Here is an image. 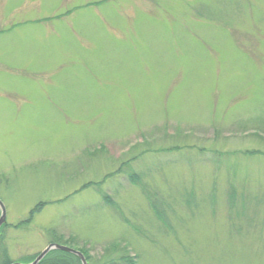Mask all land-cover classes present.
<instances>
[{"label": "rangeland", "instance_id": "obj_1", "mask_svg": "<svg viewBox=\"0 0 264 264\" xmlns=\"http://www.w3.org/2000/svg\"><path fill=\"white\" fill-rule=\"evenodd\" d=\"M0 201L12 261L264 264V0H0Z\"/></svg>", "mask_w": 264, "mask_h": 264}, {"label": "water", "instance_id": "obj_2", "mask_svg": "<svg viewBox=\"0 0 264 264\" xmlns=\"http://www.w3.org/2000/svg\"><path fill=\"white\" fill-rule=\"evenodd\" d=\"M0 208L2 210V215L0 217V227H1L5 221V218H6V210H5V207L1 201H0ZM52 249L63 250V251H67V252H71L73 254H76L77 256H79L81 258L83 264H87V261L81 252H79L78 250H75L73 248H70L68 246L60 245L57 243L50 244L45 250H43L37 256V258L31 264H38L45 257V255ZM12 264H21V263H12Z\"/></svg>", "mask_w": 264, "mask_h": 264}, {"label": "trees", "instance_id": "obj_3", "mask_svg": "<svg viewBox=\"0 0 264 264\" xmlns=\"http://www.w3.org/2000/svg\"><path fill=\"white\" fill-rule=\"evenodd\" d=\"M40 207H41V204L37 205L32 212L38 211L40 209ZM154 209H155V213H156L157 217L165 221V217L162 215V211L160 210L159 206L157 208H154ZM57 241H60V240H57ZM82 252L86 255V259L88 260V262L94 261L96 263V260H91L92 257L89 256L84 250H82ZM56 255L57 256L62 255L63 257L57 258V257H55ZM68 256L72 257V255L69 253H65V252H61V251H53L47 256V258L41 264H60L62 261L61 259L66 258ZM125 261L128 264H131V258L130 259L126 258ZM64 262H66V260ZM132 264H133V262H132Z\"/></svg>", "mask_w": 264, "mask_h": 264}, {"label": "flooded vegetation", "instance_id": "obj_4", "mask_svg": "<svg viewBox=\"0 0 264 264\" xmlns=\"http://www.w3.org/2000/svg\"><path fill=\"white\" fill-rule=\"evenodd\" d=\"M1 249H4V250H1ZM57 258H59V257L57 256ZM61 260H60L61 261L60 264H79L80 258L78 256L72 255V257H69L68 256L66 258H62ZM65 260H66V262H64ZM5 262H8L7 264H11L12 262H15V261H12L10 259V253H9V251H7V248L6 247L3 248V246H2L0 248V264L5 263ZM18 262L24 263V264H27L28 263V262L23 261V260H18Z\"/></svg>", "mask_w": 264, "mask_h": 264}, {"label": "bare ground", "instance_id": "obj_5", "mask_svg": "<svg viewBox=\"0 0 264 264\" xmlns=\"http://www.w3.org/2000/svg\"><path fill=\"white\" fill-rule=\"evenodd\" d=\"M64 246H66L67 244H63ZM69 246V245H68ZM81 250H83V248H81ZM57 251H61V252H64L63 250H57ZM57 257V255L55 256ZM58 257H62V255H58ZM8 262H5V263H2V264H7ZM42 262H39L38 264H41Z\"/></svg>", "mask_w": 264, "mask_h": 264}]
</instances>
